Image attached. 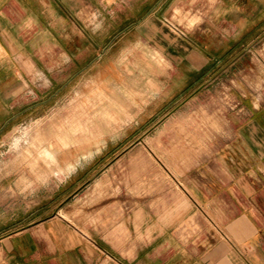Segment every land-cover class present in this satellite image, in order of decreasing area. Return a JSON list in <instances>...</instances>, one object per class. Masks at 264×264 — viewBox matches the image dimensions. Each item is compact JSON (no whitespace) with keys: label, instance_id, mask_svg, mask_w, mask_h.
<instances>
[{"label":"crops","instance_id":"0c3cea01","mask_svg":"<svg viewBox=\"0 0 264 264\" xmlns=\"http://www.w3.org/2000/svg\"><path fill=\"white\" fill-rule=\"evenodd\" d=\"M262 39L264 0H0V264H264Z\"/></svg>","mask_w":264,"mask_h":264},{"label":"rangeland","instance_id":"374dc122","mask_svg":"<svg viewBox=\"0 0 264 264\" xmlns=\"http://www.w3.org/2000/svg\"><path fill=\"white\" fill-rule=\"evenodd\" d=\"M197 19H192L191 22L189 23L190 26H193L194 24H196ZM196 22V23H195ZM166 25L168 26V29H170V31L174 32L175 34H181L184 35V33L187 31L186 28L183 27L182 24L179 23H173V22H169L166 20ZM209 42H211V40H208V44ZM217 41L212 40V51H215V43ZM253 60L255 63V69L252 72H249V80L250 82H253L256 86L255 89H259V87L257 86L260 82L261 79L263 77L264 74V39L260 40L259 42H257L255 44V49H254V53H253ZM214 58H212L211 62H214ZM213 73V72H212ZM229 73V72H228ZM245 74H247V72H245ZM228 75L224 74L223 77V85L221 86L220 84L215 85L214 82L211 83V85L209 86L213 91L216 89L220 92L222 98H223V105L225 108H227L228 110L230 109H236V108H240L242 106V104L238 101V100H231L230 96H232V94H234V91L231 89L230 83L227 82ZM209 79V76H208ZM70 88H64L63 89V94L64 93H68ZM236 99V98H235ZM167 249V247H165V250ZM148 251H150V248H148Z\"/></svg>","mask_w":264,"mask_h":264}]
</instances>
